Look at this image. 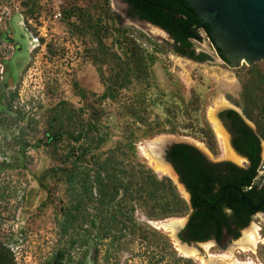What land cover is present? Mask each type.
Here are the masks:
<instances>
[{"label": "rangeland", "instance_id": "374dc122", "mask_svg": "<svg viewBox=\"0 0 264 264\" xmlns=\"http://www.w3.org/2000/svg\"><path fill=\"white\" fill-rule=\"evenodd\" d=\"M61 1L62 18L57 19L54 0H0V243L11 250L17 264H228L226 261L232 260L235 264H264V254L256 257L248 253L241 260L231 252L209 247L207 254L199 252V257L187 258L178 250L174 231L164 225L185 222L188 216L149 221L142 210L137 218L163 238L152 237L154 243L138 238L130 242L128 235L112 245V251H123L109 263L105 258L110 240L101 243L94 238L89 248H71L69 236L65 237L62 229L68 206L67 186L43 178L56 166L43 144L48 117L55 106L65 101L82 108L85 103L80 94L86 93L94 101L106 90L99 67L89 54L90 36L77 30L79 20L69 19L65 10L74 7L92 10L103 18L106 15L101 11L103 0ZM110 4L116 16L111 24L156 61L151 82L132 85L122 91L119 102L104 106L100 127L109 134L104 152L116 151L121 164L145 167L159 178L163 175L154 166L157 159L151 150L165 154L170 146L190 144L212 160L229 159L226 135L223 138L218 133L220 151L215 156L202 129L214 127L216 114L235 105L241 90L239 74L248 66L231 69L205 34L201 43H195V50L212 59L199 65L175 53L174 42L165 31L139 17L129 18V7L123 0H110ZM113 50L123 58L120 45ZM142 95H147L145 117L152 127L135 123L122 111L124 102L139 103ZM197 98L199 111L193 105ZM133 140L136 156L128 146ZM176 183L179 194L189 203ZM261 219L249 228L253 244L264 241L257 236L258 227L264 230V216Z\"/></svg>", "mask_w": 264, "mask_h": 264}, {"label": "trees", "instance_id": "16d2710c", "mask_svg": "<svg viewBox=\"0 0 264 264\" xmlns=\"http://www.w3.org/2000/svg\"><path fill=\"white\" fill-rule=\"evenodd\" d=\"M103 1L104 9L100 10L105 12L106 18L94 15L92 10L74 7L65 10V16L69 19L75 17L79 20L77 30L84 36H90L89 54L99 67L106 90L94 101L86 93L80 94L85 103L82 108L62 101L51 110L43 145L56 166L48 170L43 178H53L57 180V186L61 183L67 186L68 206L63 213L62 229L63 235L69 236L71 248H89L94 238L101 243L110 240L105 258L109 263L123 251H112V245L128 235L132 238L130 242L138 238L154 243L152 237L163 238L159 231L137 218L139 210L149 221H154L187 217L190 205L179 194L171 179L159 178L145 167L136 169L135 166L121 164L116 151L104 152L109 140V134L103 133L100 127L106 111L104 106L119 102L122 91L129 90L132 85L151 82V68L156 60L131 41L122 29L111 24L112 20L116 21V16L110 0ZM124 1L130 6V16L150 22L169 34L175 53L198 61L207 60L205 53L196 55L195 43L203 41V34L214 43L211 28L201 22L186 0ZM95 11L97 13L99 9ZM116 45H120L123 58L113 50ZM239 78L240 95L234 102L256 125L258 135L264 141V62L247 67ZM144 96L140 97L139 103L130 100L124 102L122 111L135 123L149 125L145 117ZM199 103L198 98L193 103L198 111ZM202 131L209 147L218 154L213 129L208 126ZM128 146L136 156V140L130 141ZM176 157L175 163L183 167L184 173H188L184 182L194 196L193 205L201 209L191 225L195 239L201 240L205 233L213 229L214 222L222 219L212 211L216 179L209 176L203 159L190 146H179ZM254 176H250L244 188L251 186ZM45 186L43 182L42 187ZM61 257H64L63 253ZM0 264H17L11 250L1 243Z\"/></svg>", "mask_w": 264, "mask_h": 264}, {"label": "flooded vegetation", "instance_id": "af4514ba", "mask_svg": "<svg viewBox=\"0 0 264 264\" xmlns=\"http://www.w3.org/2000/svg\"><path fill=\"white\" fill-rule=\"evenodd\" d=\"M127 5L129 7V18H132L130 16V6L129 4ZM196 55L200 54L196 52ZM211 59L208 55L205 61L190 60L205 63ZM216 119L221 125L237 160L230 158L212 160L197 146L175 144L170 146L164 152L165 154H162L159 150L156 151L157 153L152 152L153 156L157 159L154 166L160 162L169 166L176 176L179 177L181 183L185 186V190L178 183L176 184L181 187L182 192L189 198L190 212L187 220L183 222V229L179 234L178 243L180 245L197 249L203 255L207 254L206 248L209 247V249L215 248L221 252H231L236 258L241 260L248 253H252L258 257L264 254V241L256 240L255 244H253L252 242H247L245 239L250 234L249 232H251L249 228L252 223L256 220L262 221L261 216H264V141L259 137L256 125L248 119L244 110L236 104L219 111L216 114ZM211 128L218 143L219 135L214 130L216 126L213 127L211 125ZM181 145H188L193 148L199 157L203 159V165L208 169L209 176L216 179V189L213 193L215 205L212 207V211L215 213V216H222V219L218 223L214 222L213 229L205 233L201 240L195 239V235L191 232L192 220L199 215L201 209L193 205L194 196L184 182L188 173L186 171L184 173L183 167L181 168L174 161L177 158V148ZM208 148L213 152L209 145ZM217 150L218 152L220 151L219 144ZM213 154L215 156L218 155L215 152ZM253 174L255 176L252 179L251 186L244 188ZM163 177H167L175 183L173 178L169 176ZM240 191L247 199L253 202L254 207H258L260 204H262V207L259 210L253 209L242 199ZM257 236L260 239H264L263 228L258 227Z\"/></svg>", "mask_w": 264, "mask_h": 264}, {"label": "water", "instance_id": "95a60500", "mask_svg": "<svg viewBox=\"0 0 264 264\" xmlns=\"http://www.w3.org/2000/svg\"><path fill=\"white\" fill-rule=\"evenodd\" d=\"M186 1L197 12V17L201 22L211 28L215 49L219 57L231 69L237 70L244 65L252 67L264 62V0ZM144 22L153 25L150 22ZM207 62L209 61L205 63ZM198 64L203 63L198 62ZM156 151L151 150L150 154ZM178 184L185 190L179 177ZM240 193L242 199L253 209L259 210L262 207V204L254 207L253 202L247 199L241 191ZM182 229L183 226L175 234L178 241Z\"/></svg>", "mask_w": 264, "mask_h": 264}, {"label": "bare ground", "instance_id": "6f19581e", "mask_svg": "<svg viewBox=\"0 0 264 264\" xmlns=\"http://www.w3.org/2000/svg\"><path fill=\"white\" fill-rule=\"evenodd\" d=\"M215 126H216V129L220 135V137H223L224 138V132H223V129L221 128V125L217 122V120L215 121ZM226 139V152L228 154V156L232 159V160H237V157L235 156V154L232 152L230 146H229V141ZM157 153V152H156ZM160 156V155H159ZM159 160V159H158ZM158 162V161H157ZM156 170L157 172L159 173H162L163 176H169L171 178H173L175 181H177L178 183V178L176 176V174L174 173V171L167 165L163 164V163H158L156 164ZM184 225L183 222H174L172 224H167L165 225V228L167 229H171L174 231V234L177 233V231ZM246 236V235H245ZM255 238V237H254ZM247 242L251 243V241H253V236H251L250 234L248 235V237H246L245 239ZM178 250L180 251V253L187 257V258H197L199 257V250L197 249H194V248H191V247H188V246H182V245H178ZM207 257V256H206ZM205 257V258H206ZM204 260L206 261L207 259ZM208 258V257H207ZM209 261V260H208ZM229 262L228 264H235L234 263V260L232 261H226V263ZM206 264H213L211 263L210 261ZM240 264V263H239Z\"/></svg>", "mask_w": 264, "mask_h": 264}, {"label": "built area", "instance_id": "2783aa9c", "mask_svg": "<svg viewBox=\"0 0 264 264\" xmlns=\"http://www.w3.org/2000/svg\"><path fill=\"white\" fill-rule=\"evenodd\" d=\"M54 2L58 6L57 9H56V18L60 19V18H62V13H61V10H60V5H61L62 1L61 0H54Z\"/></svg>", "mask_w": 264, "mask_h": 264}]
</instances>
